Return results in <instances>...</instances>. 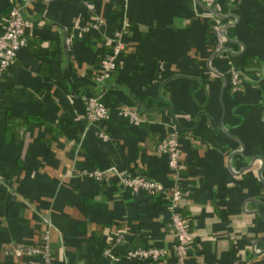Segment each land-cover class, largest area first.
Here are the masks:
<instances>
[{
	"label": "crops",
	"instance_id": "1",
	"mask_svg": "<svg viewBox=\"0 0 264 264\" xmlns=\"http://www.w3.org/2000/svg\"><path fill=\"white\" fill-rule=\"evenodd\" d=\"M90 1L96 27L82 0H0V30L13 4L27 23L0 76V264H26L14 250L45 228L52 264H176L164 201L114 174H86L109 165L164 190L178 182L192 235L184 264H264V0ZM122 21L124 50L102 79L107 114L88 123L81 95L99 86V59ZM133 104L138 125L116 114ZM171 125L175 172L155 148ZM148 246L167 253L122 258Z\"/></svg>",
	"mask_w": 264,
	"mask_h": 264
},
{
	"label": "built area",
	"instance_id": "2",
	"mask_svg": "<svg viewBox=\"0 0 264 264\" xmlns=\"http://www.w3.org/2000/svg\"><path fill=\"white\" fill-rule=\"evenodd\" d=\"M33 0H23L29 2ZM85 8L93 13L94 19L92 25L88 27H96L100 24V17L94 13V5L90 0H82ZM23 4L11 5L8 9L7 16L3 21L0 30V76L8 69L11 64L15 52L26 43L25 29L26 21L21 15ZM88 27L75 26V29L85 30ZM125 23L122 21L120 27L115 29L109 39V47L99 59V71L94 78L95 81L103 79L106 73L112 71L118 62L119 55L124 50L123 34ZM213 34L215 39V50H220L222 43V33L219 25L213 24ZM65 43H69V38L65 39ZM238 72L234 68H230L229 80L235 83ZM81 101L84 105L85 118L88 123H95L105 118L107 108L100 100V96L94 94L81 95ZM116 114L132 125H138L143 121V117L138 113L137 109L132 106L121 105L116 109ZM261 115L264 121V94L261 102ZM97 136L101 140L107 139V135L98 132ZM156 150L166 155L167 166L172 171L177 169V130L171 125L166 136L156 143ZM86 174L96 181L106 179L108 174H114L120 185L129 191L143 192L152 197H157L164 201L165 210L168 213L170 228L173 232L174 239L170 244V251L176 264H184V255L192 240L189 231V225L186 219L181 215L178 209V202L181 198L182 191L178 182H174L168 190L162 189L155 181L147 178L142 174H128L118 170L115 166L109 165L104 168H93ZM114 240H121L120 234H114ZM25 257L26 264H52L49 253V235L48 229L45 228L38 239L37 243H29L14 250ZM167 253V249L161 247H135L128 248L124 251L122 258L128 261L151 260L156 261Z\"/></svg>",
	"mask_w": 264,
	"mask_h": 264
},
{
	"label": "water",
	"instance_id": "3",
	"mask_svg": "<svg viewBox=\"0 0 264 264\" xmlns=\"http://www.w3.org/2000/svg\"><path fill=\"white\" fill-rule=\"evenodd\" d=\"M21 15H22V17H23V19L25 20V17H24V15L21 13ZM96 84H97V88H93V89H91V93L92 94H94V95H97V96H100L101 95V93L103 92V90L105 89V85H104V82H103V80H100V81H94ZM134 105V107L137 109V111H138V113H140V114H142L143 112L142 111H140V109H139V105H137V104H133Z\"/></svg>",
	"mask_w": 264,
	"mask_h": 264
}]
</instances>
